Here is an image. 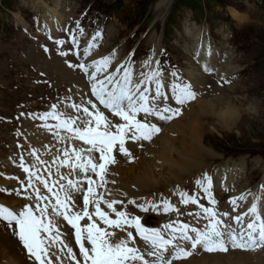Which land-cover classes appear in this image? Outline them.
Returning a JSON list of instances; mask_svg holds the SVG:
<instances>
[{"label": "snow or ice", "instance_id": "1", "mask_svg": "<svg viewBox=\"0 0 264 264\" xmlns=\"http://www.w3.org/2000/svg\"><path fill=\"white\" fill-rule=\"evenodd\" d=\"M85 35L77 21L69 39L54 43L63 49L61 57L76 58L78 62L66 63L86 77L88 92L78 102L72 96L58 98L48 110L27 114L43 122L39 126L52 134L58 146L53 145L56 153L50 162L35 147L28 150L27 159L19 156L25 179L19 180V187L0 188V192H14L30 203L19 210L0 203V226L18 239L32 264H179L198 255V249L224 254L264 249V185L259 194L249 191L231 197L232 211L238 213L232 215L218 208L213 176L201 173L191 194L179 186L174 189L182 205L196 207L186 213L193 222L180 219L185 213L162 195L129 197L110 187L117 183L110 169L120 163L118 157L126 163L138 159L127 145L136 144L143 151L145 143L151 144L163 132L161 122L170 124L182 117L203 93L177 70L166 74L154 50L139 69L132 54L113 69L116 51L88 61L100 47L103 30H97L81 48L80 37ZM66 44L71 47L65 49ZM44 51L49 50L45 47ZM205 71L214 69L205 66ZM221 81V86L231 84L224 77ZM43 149L44 154H51L48 145ZM249 197L250 206L238 212ZM129 205L141 213H175L176 219L148 226ZM64 222L74 230L78 252L63 238Z\"/></svg>", "mask_w": 264, "mask_h": 264}, {"label": "rangeland", "instance_id": "2", "mask_svg": "<svg viewBox=\"0 0 264 264\" xmlns=\"http://www.w3.org/2000/svg\"><path fill=\"white\" fill-rule=\"evenodd\" d=\"M57 1L61 3L60 0H30L29 3L27 0H0V168L2 169L9 168L6 160L10 157L16 161L12 154L18 144L27 151L32 146L40 148L52 140L50 136L49 139L40 142L36 134H33L34 138H32L31 128L38 127L42 123L38 125L37 120H30L28 112L46 111L51 104L57 102L58 98L67 96H72L73 100L78 102L80 97L88 92L86 77L82 74L77 75L78 69L75 71L68 68L60 62L58 56L49 58L41 47L42 43H47L51 50L53 48L39 31V27L43 25L41 22L43 11L37 7L46 9L42 3L47 4L48 7V5L54 6ZM62 1L67 3L69 27L76 28V22L79 21L85 29V42L90 41L97 30H103L100 47L94 50L99 58L113 51L121 54L128 49H134L139 42V51L146 50L148 43L156 36L174 52L177 60L183 64L187 61V65L190 66V54L187 55V51L193 50V42L190 45V35L184 31L186 25L188 28L196 24L197 27L202 24L210 26L218 44L225 43L227 49L233 53L232 59L227 62V68L232 70V75L231 84L227 85V88L222 87L215 91L214 95L205 96L204 99L217 98L219 103L215 105L230 104L245 110L237 125L230 130L219 129L217 125L215 128L214 118H203V122L206 119L204 122L207 131L206 141L216 153H219L218 159H215L216 162L213 164L225 163L226 160L233 163L245 159L246 164L250 163V168L254 171L248 183L253 185L262 178L264 173V0H157L155 4L159 2L158 4L163 5L159 8L155 7L158 11L153 8L155 0ZM180 1L190 2L188 6H184L179 3ZM14 11L20 12L27 20L26 26L17 25L19 21ZM234 14L242 17L237 18ZM155 22L157 27L152 28ZM165 23H167L166 34ZM224 32L228 34V40L226 36L223 39ZM62 36L68 39L64 32ZM187 45L189 48L182 50V47L185 48ZM30 49H34L38 54H31ZM56 57L60 65L56 69L63 70L68 79L58 75L49 65V62H52L54 66ZM193 62L191 57V63ZM236 68L241 71L235 72ZM189 72L187 71L188 76ZM218 75L222 76L225 73L218 72ZM226 75L228 78L229 74ZM196 105L193 103L192 106ZM251 105L257 106L256 110L253 108L247 110ZM25 121L33 126H26ZM29 137L32 139L29 140ZM40 149L42 150L43 147ZM51 158L52 155H47L46 160L50 161ZM223 160L225 161L222 162ZM258 160L259 163H255ZM19 172L20 169L14 172L13 177H17ZM3 186L11 190L10 185ZM11 196L14 197V194ZM250 201L252 199L249 197L248 202ZM20 202L19 200L17 205ZM157 214L159 215L157 212H149L145 215L157 216ZM149 220L147 219V222ZM157 225L158 223H153L152 226ZM9 234L10 231L6 233L1 231L0 238L4 243H10L5 236L15 240L13 235ZM224 256L219 260L208 259L206 264L211 262L212 264L222 262V264L247 262V264H264V252L259 255L249 251L235 252ZM22 260L32 264L28 257H22Z\"/></svg>", "mask_w": 264, "mask_h": 264}, {"label": "bare ground", "instance_id": "3", "mask_svg": "<svg viewBox=\"0 0 264 264\" xmlns=\"http://www.w3.org/2000/svg\"><path fill=\"white\" fill-rule=\"evenodd\" d=\"M29 1L30 0H27L28 3ZM60 1L61 3L57 1L54 6L48 5V7L47 4L42 3L44 8L46 7L47 8L40 9L43 11L41 15L42 19L41 16L40 19L42 24H49V26L46 28L42 27L41 31L48 37L49 35H51V37L55 38V36L62 31L61 29L65 28L64 25L60 23L67 22L66 20L68 18L67 17L68 14L66 12L68 11L65 10L66 3L62 0ZM158 3L155 4L156 8L163 6ZM14 13L16 14L17 21H19V24L26 26L27 20L22 16V14L20 12L17 13V11H14ZM234 15H236L237 18L242 17L239 14H234ZM193 29L194 32L191 33V30L193 31ZM184 31L190 35V41H189L190 45L193 42V47H192L193 50L187 51V55L189 53L193 58V60L195 59L201 65L208 63L212 64L213 63L212 61L214 60V52L216 49L213 46V44H211V42L209 41L208 34L202 33L199 29L196 28V26L188 28V26L186 25ZM152 39L153 41H156L157 37L155 36ZM187 48H189V45L185 46V48L182 47V50ZM30 50H32L31 54L37 53L34 49H30ZM63 61L65 60L60 58V62L64 64ZM49 65L53 67V70L56 71L58 75H61L64 78L68 79V76L63 73V70L56 69L60 67L58 57L55 58L54 66L52 65V62H49ZM196 70L197 68L189 72V76L194 80L196 79V75H195ZM219 72L221 73V71ZM216 99L215 100L204 99V97L197 98L195 102L197 104L196 106H192L193 104H191L190 110L188 111L189 107H187L182 117L172 121L170 124H166L165 128L163 129V132L158 137H156L151 144H147L143 151L136 150V155L138 159L135 161V163H126L122 158V161L119 164L112 166L110 170L116 173V175L111 177V179H115L117 183L115 185H110V187L114 189L123 190L128 193V196L131 197L133 196L140 197L146 195L148 196L158 191H167L175 183L180 181L185 182L187 178L195 177L196 175L201 173L204 169L209 168L210 166L213 167L214 172L219 174H226L229 177V179H234V178H236V180L242 179L243 170L244 167L246 166L245 165L246 161L244 158L243 161L242 160L234 161L233 163L232 162L229 163V161L226 160L225 163H221L219 165H217L218 163L215 165L213 164L214 162H216L215 159H218L219 153L218 152L216 153L206 141L207 131H205V127H204V122H206V119L203 122V118L204 117L214 118L216 120L215 128H217L218 126L219 129L230 130L231 128L237 125V121L240 119L241 114L244 113L243 111L245 110L241 108H237L230 104L215 105V103H219L218 99L217 101ZM256 107L254 105H251L247 108V110H250V108L256 110ZM37 121L39 122V120ZM24 124H26V126H33L30 125L27 121H25ZM39 124L40 122L38 123V125ZM33 134H36L40 138L38 139L40 142L49 139L51 136L52 140H50L48 146L51 148V153L52 152L54 154L56 153V147H53V145H57V142L53 138L51 133L47 132L43 127L35 126L32 127L30 131V135L32 136ZM32 138L34 137L32 136ZM32 138L29 137V140H31ZM130 145L131 146L129 148L132 150L135 144L130 143ZM42 147L40 146V148ZM35 148L40 149L39 147L36 146ZM145 152L147 153V155H145ZM41 154H42V158L44 159L47 158V155H50V154L47 155L44 154V149L41 150ZM221 156L222 155L220 154V157ZM27 158L28 157H26V159ZM11 159L13 160L12 157ZM6 161L9 163V167L12 169L13 172H18L19 169L22 171L20 167L17 168L13 167L9 159ZM224 161L225 160H223L222 162ZM14 162L16 163V161ZM255 163L258 164L259 160L256 161ZM20 173L21 172L17 173L18 178L20 177ZM9 177H13V175L0 173V184H1L0 187L6 189L3 186L5 184L10 185L9 189L11 190L19 187V179H9ZM11 184H13L14 186ZM133 185H135V188L133 187ZM247 185H248V181L243 183L241 187L244 188L247 187ZM238 190L241 189L235 188V192L233 193L232 197L242 194ZM12 194H14V197L9 195L7 191L0 192V203H3L5 206L11 207L13 210H18L20 206L17 205V203L19 200L21 201V197L18 198V196H16L15 193ZM115 194L119 195L118 192ZM251 202L252 201L250 202L247 201L246 203H244L242 207L239 209V212L246 211L248 205H250ZM262 203H264V201H262ZM132 207L133 206H130V208ZM64 223L65 226L62 227L61 231L65 234L63 238L67 239L66 233L72 230L69 225H66V222ZM6 239H8L10 243H4V241H2L0 238V258H1L0 264H27L26 263L27 260H22V257L24 256L20 254L18 250H16L15 247L16 244L13 241H11L9 238ZM235 252L242 253L240 251H234L228 254H204L201 255L202 257L199 256L190 257L187 260L179 262V264H206V261H208V259H212V258H216L218 260L221 258L223 259L225 257L224 255H231L234 254ZM249 252H253L255 253V255L258 253L259 255L262 254L264 251L263 252L249 251Z\"/></svg>", "mask_w": 264, "mask_h": 264}]
</instances>
